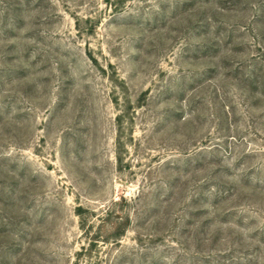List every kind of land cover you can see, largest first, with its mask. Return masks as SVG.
Segmentation results:
<instances>
[{
	"label": "rangeland",
	"instance_id": "374dc122",
	"mask_svg": "<svg viewBox=\"0 0 264 264\" xmlns=\"http://www.w3.org/2000/svg\"><path fill=\"white\" fill-rule=\"evenodd\" d=\"M0 264H264V0H0Z\"/></svg>",
	"mask_w": 264,
	"mask_h": 264
}]
</instances>
